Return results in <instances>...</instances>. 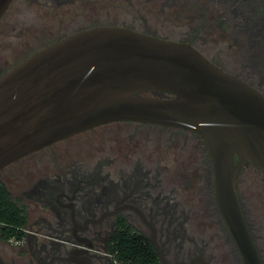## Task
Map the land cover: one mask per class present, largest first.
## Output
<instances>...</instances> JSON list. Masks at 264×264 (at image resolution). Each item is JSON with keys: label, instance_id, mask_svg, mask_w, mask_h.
I'll use <instances>...</instances> for the list:
<instances>
[{"label": "flooded vegetation", "instance_id": "af4514ba", "mask_svg": "<svg viewBox=\"0 0 264 264\" xmlns=\"http://www.w3.org/2000/svg\"><path fill=\"white\" fill-rule=\"evenodd\" d=\"M8 13L30 49L0 77L74 34L119 28L190 45L264 97V0H13L0 24ZM0 184L26 222L20 239L0 241V264H116L122 227L148 238L156 264H244L217 206L208 146L191 130L112 122L8 165Z\"/></svg>", "mask_w": 264, "mask_h": 264}, {"label": "water", "instance_id": "95a60500", "mask_svg": "<svg viewBox=\"0 0 264 264\" xmlns=\"http://www.w3.org/2000/svg\"><path fill=\"white\" fill-rule=\"evenodd\" d=\"M12 1L0 0V20ZM123 121L202 136L220 215L244 264H263L236 184L246 162L264 173V97L190 45L96 28L31 55L0 77V171L44 147Z\"/></svg>", "mask_w": 264, "mask_h": 264}, {"label": "rangeland", "instance_id": "374dc122", "mask_svg": "<svg viewBox=\"0 0 264 264\" xmlns=\"http://www.w3.org/2000/svg\"><path fill=\"white\" fill-rule=\"evenodd\" d=\"M10 13V12H9ZM9 13L7 20L0 24V69L4 72L7 68H11L24 58L28 36H23V29L21 27L11 28L5 24L9 23ZM11 16V15H10ZM20 17V15H19ZM19 21H24V16L18 18ZM4 23V24H3ZM23 27V25H22ZM25 39H24V38ZM26 40V41H25ZM33 42V41H31ZM18 59V60H17ZM238 193L241 202L247 214L248 220L255 234L257 244L264 260V175L256 170L254 166H248L242 173L238 183ZM207 221L203 223L206 225ZM203 224V225H204ZM209 225V224H208ZM204 227L201 226L203 231ZM210 231H208L209 233ZM211 235L208 241H211Z\"/></svg>", "mask_w": 264, "mask_h": 264}, {"label": "trees", "instance_id": "16d2710c", "mask_svg": "<svg viewBox=\"0 0 264 264\" xmlns=\"http://www.w3.org/2000/svg\"><path fill=\"white\" fill-rule=\"evenodd\" d=\"M25 223L21 207L5 186L0 184V241L20 239V228H23ZM123 228L113 246L115 260L120 264H156V254L148 238L143 234L132 235L127 232L129 230Z\"/></svg>", "mask_w": 264, "mask_h": 264}, {"label": "built area", "instance_id": "2783aa9c", "mask_svg": "<svg viewBox=\"0 0 264 264\" xmlns=\"http://www.w3.org/2000/svg\"><path fill=\"white\" fill-rule=\"evenodd\" d=\"M116 264H120L119 262H116Z\"/></svg>", "mask_w": 264, "mask_h": 264}]
</instances>
